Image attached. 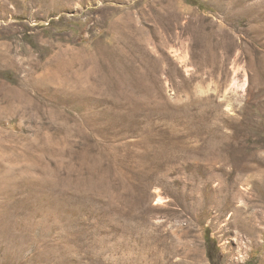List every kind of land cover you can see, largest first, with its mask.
Masks as SVG:
<instances>
[{
	"label": "rangeland",
	"instance_id": "374dc122",
	"mask_svg": "<svg viewBox=\"0 0 264 264\" xmlns=\"http://www.w3.org/2000/svg\"><path fill=\"white\" fill-rule=\"evenodd\" d=\"M0 264H264V0H0Z\"/></svg>",
	"mask_w": 264,
	"mask_h": 264
}]
</instances>
